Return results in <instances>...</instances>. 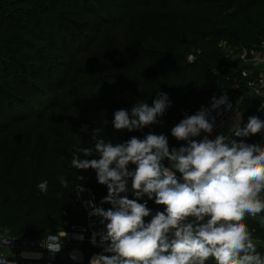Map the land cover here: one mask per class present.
Masks as SVG:
<instances>
[{
  "label": "trees",
  "instance_id": "16d2710c",
  "mask_svg": "<svg viewBox=\"0 0 264 264\" xmlns=\"http://www.w3.org/2000/svg\"><path fill=\"white\" fill-rule=\"evenodd\" d=\"M160 2L0 0V93L5 98L4 106H12L15 97L19 104L24 105V97L14 95L19 89L29 95L32 104L37 101L44 107L50 103L51 107H56L57 98L49 94L48 83L63 73L66 79L61 82L62 86L68 80L74 83L78 75L83 78L73 94L98 91L97 99L92 97V103L124 104L129 113L137 102L146 101L152 106L158 93L169 96L171 104L165 115L142 130H116L113 126L115 112L109 113L107 119V116L96 117L86 124L88 128L99 125L103 129H112L113 135L123 142L133 136L143 139L153 133L166 135L170 149L185 146L186 141L172 136V128L186 115L195 114L219 88L227 90L240 103L246 116L264 119L263 97L249 87L253 74L243 75L245 69H251L250 65L240 59L233 60L223 49L225 44L238 53L242 48L261 45L264 41V0ZM160 6L172 10V16L165 11L158 14L156 7ZM104 26L124 31L114 47H109L103 39ZM82 40L87 43L82 44ZM189 54L195 55L193 61L188 60ZM83 58L88 59V64H81ZM5 83L11 87L7 88ZM108 92L112 95L107 96ZM41 94L50 101L45 104ZM77 106L79 109L83 105L79 102ZM20 116L18 114L12 119ZM72 123L81 126L77 119H72ZM52 130L51 136L58 138L57 132ZM78 130L83 132L78 135L83 139L84 131ZM232 138L249 144L264 143L259 133L249 137L233 135ZM87 143L94 147L92 140H87ZM99 158L94 153L88 160ZM129 168L134 170L136 165L130 164ZM87 171L90 182L85 183L91 194L81 192L84 198L81 201L80 193H75L80 191L75 186L66 196V188L59 186L58 177L61 176L52 175L45 161L10 166L0 160V227L11 235L35 239L73 225L84 226V202L91 200L101 205V200L108 195L106 185L94 183L96 170ZM63 173L62 177L68 180V184L75 181L71 171ZM43 180L49 181L47 194L38 189ZM128 188V193L121 195L137 199L131 189V180ZM146 200L153 214L164 211V206L157 205L146 195L138 202ZM101 206L106 210L112 207L111 204ZM145 220L149 222L151 216ZM247 223L250 229L255 230L253 236L257 251L264 255V226L256 218H248ZM81 247L87 257L95 251L87 241ZM69 249L66 247L59 252L52 264H75ZM106 255L111 256L112 253ZM208 264L215 262L210 260Z\"/></svg>",
  "mask_w": 264,
  "mask_h": 264
},
{
  "label": "clouds",
  "instance_id": "9594fccd",
  "mask_svg": "<svg viewBox=\"0 0 264 264\" xmlns=\"http://www.w3.org/2000/svg\"><path fill=\"white\" fill-rule=\"evenodd\" d=\"M170 104L166 93H158L152 106L143 101L130 113L117 110L113 126L129 132L142 130L157 123ZM221 105L231 107L226 96L213 97L212 109ZM240 120L237 114L229 136L217 135L213 140L206 135L197 141L193 138L214 130V118L210 121L209 110L201 107L172 128V136L187 142L179 149H170L166 135L153 133L113 145L101 135L102 128L94 129V147H81L71 158L75 169L96 170L98 182L108 189L101 205H112L105 210L91 200L84 202L91 209L89 216L102 218L100 223L106 227V232L92 234L91 243L96 245L99 236L100 245H107L103 252L112 253L96 254L90 264H208L210 260L215 264H264L253 236L255 230L247 223L248 218L259 217L264 226V143L232 138L261 132L264 119L251 116L243 128ZM82 131L87 132L86 125ZM81 153L85 157L96 153L100 158L81 160ZM165 160L171 167L165 166ZM130 164L136 168L130 170ZM58 179L63 188L68 187L67 179ZM129 180L137 199L121 195L128 193ZM38 189L47 194L49 181L40 182ZM84 191L82 186L80 192ZM145 195L164 206V211L153 214L147 200L138 202ZM149 216L151 220L146 222ZM47 239L50 252L61 251L63 244L55 236Z\"/></svg>",
  "mask_w": 264,
  "mask_h": 264
},
{
  "label": "rangeland",
  "instance_id": "374dc122",
  "mask_svg": "<svg viewBox=\"0 0 264 264\" xmlns=\"http://www.w3.org/2000/svg\"><path fill=\"white\" fill-rule=\"evenodd\" d=\"M160 3H163L162 0ZM156 10L158 14H163L165 11L172 16L173 13L172 10L164 6L156 7ZM152 15L156 16L155 12H152ZM118 30V27L112 29L110 26H104L103 39L108 43L109 47H114L116 41L124 34V31L119 30V33ZM90 33V35H92L91 29ZM86 43L87 41L85 42V40H82V44ZM223 49L233 60H238V54L235 48H230L223 44ZM81 64H88V59H81ZM75 70H77V66ZM64 78L66 79L63 73H60L58 78L53 77V80H50L48 83V89H50L48 90L49 94L52 98H57V101H55L57 102L56 107H51V103L44 107L37 101L32 104L29 95L19 89H14V95H22L24 97V105L19 104L17 97H15L13 105L5 107L3 101L5 98L0 93L2 96L0 97V123L3 124L0 126V160L4 165L10 166L25 162L36 164L45 161L50 166V172L54 176H62L65 175L63 171H71V176L76 184H74V182L68 184V187L65 189L66 196L69 195L68 193H71L73 186L76 187L77 191H80V188L83 186L86 189L84 193L87 192L91 194L89 192L91 191L89 190L90 188L86 187L85 183L90 182L88 171L72 167L71 158L77 149L81 147H90L87 140H92V132L94 129L102 127L99 125H92L91 128L87 127V132H84L83 139L78 136L83 133L79 132L78 129L81 130L83 125L88 124L96 117L104 118L111 112H116L120 109L128 110V108L124 104L109 103V105H105L103 103H97V101L92 103V97L97 99L96 93L98 91L92 93L90 90L84 94L80 91V93H76V95L72 92L82 83V76L78 75L79 80L76 78L74 83L68 80L65 86H62L61 82L63 80L65 81ZM5 86L7 88L11 87L8 83H5ZM223 89L224 88H219L216 94L210 95L206 99L205 105L213 100V97H216ZM111 95V92L107 93V96ZM40 96L45 104L50 101V98L45 95L41 94ZM79 102L83 105L79 108L80 110L77 106ZM42 113L44 115L39 117ZM18 114H21L19 119H12V117H17ZM71 118L79 120L81 126L72 123ZM107 118L108 116L106 119ZM51 128L57 132L58 138H53L51 136V131H53ZM231 129L230 123H227L221 130L222 133H228ZM101 135L106 141H111L113 145L123 142L113 135L112 129H103ZM79 158L81 160L88 159V157H85L82 153L79 155ZM80 176L84 177V179H78ZM97 182V177H95L94 183ZM94 183H92L91 187ZM59 186L61 185L59 184ZM75 193H80L81 201L84 199L81 192ZM4 230L10 234L7 229Z\"/></svg>",
  "mask_w": 264,
  "mask_h": 264
},
{
  "label": "built area",
  "instance_id": "2783aa9c",
  "mask_svg": "<svg viewBox=\"0 0 264 264\" xmlns=\"http://www.w3.org/2000/svg\"><path fill=\"white\" fill-rule=\"evenodd\" d=\"M238 54V59L242 60L243 63L250 65L251 69H245L243 71L244 76L252 75L253 78L249 80V87L258 95L263 97L262 106L264 107V41L261 42L260 46L252 48H242ZM195 59L194 54H189L188 60L193 61ZM226 96L231 107L227 105H221L215 110L212 109V101L204 105V108L209 110L210 121L214 118V130L211 134L201 133L200 136L194 137L197 141H200L204 136H208L209 139H215L217 135H224L222 133V128L237 114L243 115V120L241 122V127H245L248 123V119L251 116H246L243 113L240 103L234 100L227 90L220 92L216 98ZM201 109V108H200ZM199 109V110H200ZM198 110V111H199ZM259 134L264 138V130L259 132ZM229 136V135H225ZM187 144V143H186ZM179 149V147H173ZM167 167H171V162L166 161ZM176 175L181 178L182 174L178 171ZM97 206H101L94 202ZM103 207V206H101ZM104 208V207H103ZM105 209V208H104ZM91 209L86 207V224L84 226H71L68 229H63L58 232L48 233L42 237L35 239H28L19 236H14L5 232L3 228L0 227V264H52L55 260L56 255L61 252L64 248L70 247L69 255L75 264H90L91 258L96 254H105L103 248L107 245L101 246L99 241L100 237L97 236V244L93 245L91 243L92 234L94 232H100L104 230L106 232L105 225L100 223V219L96 216H89V211ZM106 210V209H105ZM260 220V218H256ZM146 221V220H145ZM66 233V236L64 234ZM55 236L56 241L63 244L61 251L53 253L50 252L46 244L51 243L47 237ZM83 236L84 239L81 240L79 237ZM84 241H87L90 246L95 248V251L87 257L83 251L81 245ZM109 243V242H108ZM23 254V255H22ZM31 254H38L40 257L32 256ZM75 256L76 259L72 257Z\"/></svg>",
  "mask_w": 264,
  "mask_h": 264
},
{
  "label": "crops",
  "instance_id": "0c3cea01",
  "mask_svg": "<svg viewBox=\"0 0 264 264\" xmlns=\"http://www.w3.org/2000/svg\"><path fill=\"white\" fill-rule=\"evenodd\" d=\"M245 115V114H244ZM243 120V115L241 116V120H240V126H241V122ZM228 123H230V126L231 128L234 127L235 123H236V117H233ZM224 135H230L231 133L228 132V133H223ZM32 256H35V257H40V255L38 254H31Z\"/></svg>",
  "mask_w": 264,
  "mask_h": 264
}]
</instances>
